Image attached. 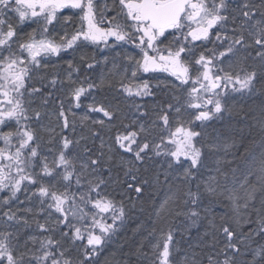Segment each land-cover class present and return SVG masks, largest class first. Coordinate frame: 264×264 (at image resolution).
Wrapping results in <instances>:
<instances>
[{
  "label": "snow or ice",
  "instance_id": "1",
  "mask_svg": "<svg viewBox=\"0 0 264 264\" xmlns=\"http://www.w3.org/2000/svg\"><path fill=\"white\" fill-rule=\"evenodd\" d=\"M0 194V264H264V0H0Z\"/></svg>",
  "mask_w": 264,
  "mask_h": 264
},
{
  "label": "trees",
  "instance_id": "2",
  "mask_svg": "<svg viewBox=\"0 0 264 264\" xmlns=\"http://www.w3.org/2000/svg\"><path fill=\"white\" fill-rule=\"evenodd\" d=\"M67 58H71V55H69ZM61 63H62V62H61ZM61 71H62V69H61ZM90 75H92L93 78H95L97 74H90ZM36 86H37V87H40V83H39V80H38V79H37V81H36ZM56 95L61 96V98H63V93H61L59 90H57ZM94 95L96 96V98H97L98 100H100V99H103L106 95H107V96H111L112 93H110V92H108L107 90H105V91H102V92H96V93H94ZM166 98H167V97L165 96L164 92H161V91L157 90V96H156V101H155V102H159L161 99H166ZM146 99L148 100V102H149V107L151 108L152 103H153L152 98H146ZM90 102H91V98H89L87 101H85V103H90ZM36 103L38 104L39 101L37 100ZM34 106H35V105H34ZM66 106H67V105H66ZM54 110H55V105H50L48 111H49V112H52V111H54ZM125 110L127 111V109H125ZM74 111L77 113V119H76L77 128H76V133H75V135H80L81 132H82L83 130H82L81 127H80L79 117L82 116V115H84V114H86V113H87V109H86V107H83V106H82L80 109H74ZM89 115H91L92 118H94V119L102 118V114L89 113ZM70 119H71V117H70ZM49 122H50V121H49V118H48V117H45L44 123H45V124H49ZM54 122H55V121H54V118H52V123H54ZM125 122H127V121H125ZM215 126H216V127H220V123H219V122H216ZM209 130H210V129H209ZM59 131H60L59 128H57V132H59ZM42 134L46 136L45 133H42ZM84 134H87V133L85 132ZM101 134H102V135L104 136V138L107 140L108 135H109L110 133H108V132L105 130V131H103ZM111 134H112V135L115 134V129H113V131H112ZM98 143H99V141L97 140V144H98ZM139 220H144V221H147V220H148V210H147V208H146V211H145V212L139 217ZM136 222H139V221H136ZM33 227H34V225H33ZM132 227H135V223H134V222H130V224H129V229H131ZM201 231H202V230H201ZM129 234H130V232H129ZM194 236H195V230H193V237H194ZM177 239L179 240V244H178L177 246L180 247L182 251H181L180 253H176V254H174V259L177 260V261H179L180 258H181V256L183 255V250L187 249V248H188V244H189L190 242L194 243L195 240L193 239L192 241H189L187 238H181V237L179 236V234H177ZM113 247H115V246H113Z\"/></svg>",
  "mask_w": 264,
  "mask_h": 264
},
{
  "label": "flooded vegetation",
  "instance_id": "3",
  "mask_svg": "<svg viewBox=\"0 0 264 264\" xmlns=\"http://www.w3.org/2000/svg\"><path fill=\"white\" fill-rule=\"evenodd\" d=\"M0 195H2V194H0ZM35 227V226H34ZM34 227H33V229H34Z\"/></svg>",
  "mask_w": 264,
  "mask_h": 264
},
{
  "label": "rangeland",
  "instance_id": "4",
  "mask_svg": "<svg viewBox=\"0 0 264 264\" xmlns=\"http://www.w3.org/2000/svg\"><path fill=\"white\" fill-rule=\"evenodd\" d=\"M248 103H251V102H248Z\"/></svg>",
  "mask_w": 264,
  "mask_h": 264
}]
</instances>
